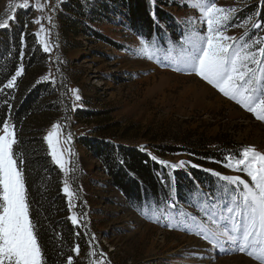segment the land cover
I'll return each instance as SVG.
<instances>
[{
	"label": "rangeland",
	"instance_id": "rangeland-1",
	"mask_svg": "<svg viewBox=\"0 0 264 264\" xmlns=\"http://www.w3.org/2000/svg\"><path fill=\"white\" fill-rule=\"evenodd\" d=\"M157 1L176 23H180L186 34L190 30L206 34V23L200 22L201 14L189 6L190 0H150L152 3ZM28 2L30 16L27 17V26L35 35L39 33L36 37L42 47L47 41L51 58L57 65L60 44L56 38L55 13L59 0ZM22 3L24 0H0V22L8 20L10 16L15 17L18 9H25L18 7ZM37 3L46 5L43 12L35 8ZM215 3L222 8L237 9L229 23L243 24L248 17L256 16L261 0H216ZM250 5L253 6L248 9ZM237 13L242 15L237 17ZM36 19H40L41 24L34 23ZM256 19L264 20V17ZM41 25L45 29L43 32L40 31ZM247 27L254 39L256 30L251 29L250 24ZM108 31L110 37L122 45L120 48L110 47L102 41L92 44L80 36L77 38L80 44H74L65 51L64 69L59 67L58 73L51 78L57 83L61 106L66 112L63 125L59 123L57 149L63 154L67 171L63 170L68 175L66 182L74 193L72 203L77 197L84 204L82 223L89 231L91 248L96 253L90 264H96L101 259L105 264H212L210 259L213 254L217 258L235 260L234 264H257L246 253L213 248L201 236L187 231L184 226L169 229L165 226L164 215H153L152 212L142 214L127 207L123 196L105 185L104 178L97 170V160L76 144L75 131L86 135H94L95 132L91 129L93 124L75 126L69 107L104 111L94 123H117V129H122L130 139L126 142L135 145L151 143L182 147L199 136L210 138L226 135L240 143V147L253 146L264 153V121L256 120L235 101L224 97L196 75L189 74V70H173L178 66L185 67L183 63L178 64L172 60V57L181 55L178 43L185 37L174 43L166 39L165 47L158 48L156 56L148 60L137 57L140 40L130 30L114 27L112 33ZM52 34H55L53 39ZM258 34L264 36V31ZM225 35L239 39L245 36V28L229 27ZM169 51L171 56L168 55ZM72 89H78L80 100L75 99ZM50 131H53V126ZM157 159L169 165L184 161L185 164L177 169L191 163V158L185 152ZM214 173L241 175L244 179H250L244 173L227 167L214 170ZM225 187L227 185L224 182L221 193L211 194L214 201L207 200L198 204L200 207H189L191 215L193 213L200 218L202 213L199 209L210 202L226 204L230 196L223 191ZM157 216L159 222H154ZM93 234L95 240L91 239ZM100 253L105 255L101 257ZM235 257H238L237 260Z\"/></svg>",
	"mask_w": 264,
	"mask_h": 264
},
{
	"label": "trees",
	"instance_id": "trees-1",
	"mask_svg": "<svg viewBox=\"0 0 264 264\" xmlns=\"http://www.w3.org/2000/svg\"><path fill=\"white\" fill-rule=\"evenodd\" d=\"M161 5L150 0H59L55 20L60 44L57 65L27 26L29 9H18L8 27L0 29V135L4 121L14 126L17 140L14 150L23 171L30 218L42 249L43 264H66L69 255L73 256L74 264H90L94 256L89 253L95 252L89 231L82 223L84 204L76 197L70 208L69 198L63 192L68 175L53 160L44 139L54 124L63 125L66 116L57 83L51 78L59 67L64 69L65 51L80 44L77 39L80 36L92 44L102 41L117 49L122 45L108 34L114 27L130 30L139 40L143 37L149 42L155 41L157 48H164L166 39L174 43L185 37L187 34L180 23ZM257 12L258 17H264V4L257 6ZM237 14V17L242 15ZM110 26L113 28L109 29ZM20 68L23 71L16 77L15 86L5 88ZM45 76L49 79L43 80ZM69 114L75 126L93 124L94 135L75 131L76 144L97 160V170L105 185L117 190L127 207L142 214L153 212L171 194L177 204V218L181 212L190 216L189 207H200L198 204L207 201L203 192L221 193L224 182L215 176L214 170L225 168V157H238L243 149L226 135L199 136L182 147L135 145L126 142L130 139L122 129H117V123H94L104 111L69 107ZM182 152L191 158L185 168L172 169L157 159ZM197 190L198 197L194 195ZM72 215L76 216L77 224L72 223ZM77 244L79 254L72 251Z\"/></svg>",
	"mask_w": 264,
	"mask_h": 264
},
{
	"label": "snow or ice",
	"instance_id": "snow-or-ice-1",
	"mask_svg": "<svg viewBox=\"0 0 264 264\" xmlns=\"http://www.w3.org/2000/svg\"><path fill=\"white\" fill-rule=\"evenodd\" d=\"M261 3L264 4V0H261ZM29 6L28 0L18 5L21 8ZM45 6L37 3L35 8L43 12ZM189 6L200 12V22L206 23V34L199 30L189 31L184 40L178 43L181 55L172 57L174 62L183 63L185 67L178 66L173 70H189V74L196 75L224 97L235 101L256 120L264 121V36L258 34L264 31V20L256 19L260 13L248 17L243 24L229 23L238 11L235 8L219 7L215 0H190ZM14 19V16H10L8 20L0 22V29L8 27L9 21ZM48 19L51 20V17ZM33 22L41 24L40 19ZM249 24L251 29L256 30L254 39L249 34L250 29L247 27ZM229 27H244L245 36L238 39L225 35ZM40 31H45L42 25ZM140 45L137 50L138 58L152 60L159 51L155 41L149 42L143 37L140 39ZM43 50L46 53L50 51L47 41L43 43ZM168 55L171 56V51ZM22 71V68L18 69L4 87H14L16 77L20 76ZM42 79L48 80L49 77L45 76ZM71 91L75 99L80 100L78 89ZM59 128V124H54L53 131L48 132L44 139L48 143L53 160L65 169L63 154L57 149L56 137ZM70 139L69 134L68 140ZM16 144L14 126L4 121L3 134L0 135V264H43L42 249L37 239L35 225L30 218L23 171L14 150ZM152 159L155 160L156 157ZM225 161V167L244 173L250 178L214 173L227 185L223 188L230 196L226 204L219 201L210 202L199 209L202 213L200 218L195 215L186 216L181 212L178 219L177 204L170 194L167 201H161L155 206L152 214L164 215L165 226L169 229L184 226L187 231L201 236L213 248L246 253L257 264H264V153L257 151L253 146H248L242 149L238 157L228 155ZM159 163L172 169L185 164L184 161L170 165L166 161ZM63 192L69 198L71 208L74 193L67 182ZM194 195L198 197L199 190ZM205 197L209 201H214L211 194H205ZM70 219L73 224L78 223L75 215ZM154 222H159V216ZM91 239L95 240L94 234ZM72 251L79 254V245L77 244ZM89 255L96 256V253L91 252ZM104 255L100 253L101 257ZM66 264H74L72 255L67 257ZM96 264L105 262L101 259Z\"/></svg>",
	"mask_w": 264,
	"mask_h": 264
},
{
	"label": "bare ground",
	"instance_id": "bare-ground-1",
	"mask_svg": "<svg viewBox=\"0 0 264 264\" xmlns=\"http://www.w3.org/2000/svg\"><path fill=\"white\" fill-rule=\"evenodd\" d=\"M211 255V254H210ZM229 257H231V256H229ZM228 257V258H229ZM217 257L215 256V254H213V255H211V259H210V261H212L211 263L212 264H234V261H229V260H227V259H221V258H217ZM236 258V260H237V258L238 257H235ZM206 259V258H205ZM231 259V258H230Z\"/></svg>",
	"mask_w": 264,
	"mask_h": 264
},
{
	"label": "water",
	"instance_id": "water-1",
	"mask_svg": "<svg viewBox=\"0 0 264 264\" xmlns=\"http://www.w3.org/2000/svg\"><path fill=\"white\" fill-rule=\"evenodd\" d=\"M76 151V157H78V149L75 150ZM76 160V159H75Z\"/></svg>",
	"mask_w": 264,
	"mask_h": 264
},
{
	"label": "built area",
	"instance_id": "built-area-1",
	"mask_svg": "<svg viewBox=\"0 0 264 264\" xmlns=\"http://www.w3.org/2000/svg\"><path fill=\"white\" fill-rule=\"evenodd\" d=\"M56 14V13H55Z\"/></svg>",
	"mask_w": 264,
	"mask_h": 264
}]
</instances>
